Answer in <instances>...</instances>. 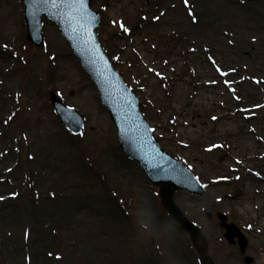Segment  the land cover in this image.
Here are the masks:
<instances>
[{"label":"rangeland","instance_id":"rangeland-1","mask_svg":"<svg viewBox=\"0 0 264 264\" xmlns=\"http://www.w3.org/2000/svg\"><path fill=\"white\" fill-rule=\"evenodd\" d=\"M166 4L181 13L162 17L165 12L161 7ZM173 4L178 6L173 8ZM3 5H11L16 21L11 24L14 41L8 44V62L0 65V78L6 70L15 74V92L10 82L14 101L9 112L15 120L14 132L24 131L12 144L0 135V196L4 197L0 199V264H264L260 199L244 202L252 209L245 207L248 219L244 215L238 218L232 206H217L213 201L214 196L223 195L233 199L244 192L239 187L246 182L252 183L246 184L252 190L254 182H261L256 175L264 179V166L254 157L230 169L233 161L224 159V153L245 156L249 151L233 149L226 129L221 130L218 120H213L228 105L244 129L251 126L264 138V128H258L264 120V0H187L184 7L180 0H91L92 9L101 14L96 29L99 43L137 95L153 136L203 186L199 196L176 191L173 200L185 217L200 225L206 252L197 249L188 232L168 214L162 198L164 186L150 183L139 164L122 152L95 86L58 27L45 21L43 43L37 46L26 35L22 0H0V8ZM197 8V18H190ZM253 11L256 22L243 27L249 22L244 15ZM176 19L185 20L195 33H185L182 42L178 37L174 46L179 45L178 50L186 47L190 56L200 55L213 72L204 78L216 81L205 85L208 90H204L201 105L186 104L188 95L197 99V88L178 91L174 87L179 79L170 84L172 73L182 81L198 72L195 58L170 51L173 44L165 33L175 26L172 21ZM235 33L242 35L239 41ZM211 34H219L224 45H235L237 50L242 47L236 52L218 51L211 47ZM8 37L0 35V46L9 43ZM188 38L192 40L185 42ZM197 50L199 54H195ZM175 55L182 58L176 60ZM166 75L168 79L163 80ZM27 90L34 91L29 102ZM52 92L84 115L79 136L68 134L60 124L49 103ZM174 112L182 113L179 119L188 121L186 127L172 124ZM246 113L250 116L245 117ZM36 120H41L38 128ZM238 127L234 134H244ZM53 139L59 146L46 153ZM28 145H35L40 156L46 157V165H27ZM67 149L71 156L67 165L51 166L55 153ZM251 150L260 153L264 144ZM235 174L241 180H233ZM218 214H224L226 222L234 223L248 239L244 252L237 241L230 243L225 238ZM254 214L259 216L257 222L250 220Z\"/></svg>","mask_w":264,"mask_h":264},{"label":"water","instance_id":"water-1","mask_svg":"<svg viewBox=\"0 0 264 264\" xmlns=\"http://www.w3.org/2000/svg\"><path fill=\"white\" fill-rule=\"evenodd\" d=\"M24 3L27 36L30 41L36 45L41 43L42 15L59 25L64 40L68 42L81 66L91 77L98 90L100 101L115 123L118 142L123 152L139 161L143 172L151 182L167 185L166 193L163 195L164 198L166 197L164 205L181 227L190 233L197 247L205 249L206 241L199 227L182 214L171 198L176 189H187L195 193H200L201 189L190 172L152 140V132L139 113L138 99L130 89L126 88L97 42L93 30L98 24L99 15L89 9V0H84L82 10L79 6L70 5L56 9L51 5L34 3L33 0H24ZM49 99L66 128L73 134L80 133L83 125L82 115L75 109L63 105L53 93H50ZM220 218L223 221L222 226L227 228L226 238L229 242H233V237L237 236L241 251H244L247 239L232 224H226L223 215ZM246 260L250 262L249 258Z\"/></svg>","mask_w":264,"mask_h":264},{"label":"bare ground","instance_id":"bare-ground-1","mask_svg":"<svg viewBox=\"0 0 264 264\" xmlns=\"http://www.w3.org/2000/svg\"><path fill=\"white\" fill-rule=\"evenodd\" d=\"M165 1V0H164ZM199 1V0H198ZM181 2V7H184V4H185V0H180ZM11 6V5H10ZM10 6L8 5H3L2 8H0V35H6V36H9L8 37V41L9 43H6L4 41V44L0 46V57L3 59L2 61H0V65L3 66V63H6L8 62L9 60V57L6 56V54H9L10 56V53H11V50L9 49L8 47V44H10L11 42L14 41V35H13V29L11 28V24L14 23V21H16V17L13 13V8H11ZM178 5L176 4H173L172 7H176ZM171 9V6L170 4H166L164 6L161 7V10H164L165 14L162 15L165 16L167 13H176V14H180L181 13V10L178 8L176 9L175 11H172L170 10ZM169 12H168V11ZM162 12V13H164ZM199 12V9L197 8L196 11L195 10H192L190 12V18H197L196 13ZM248 20L249 22L244 25L243 27H246L248 24H251V23H254L256 22V18L254 17V11L253 13L251 14H245L244 15ZM157 20H161L160 18L157 19ZM181 20V21H180ZM177 20L176 19V22L172 21V23L175 25L173 28H170V30H168V32H166L165 34H170V37L172 38H168V41L172 42L173 45H171V53L173 54H186L185 57H188V58H195V64H196V67L198 68V72H196L197 75H200V76H203L199 79H202L199 81V79L197 78L196 74L194 75L195 77L192 78V79H189L191 78L192 76H190L188 79H184L181 81L180 77H176L174 75V73L170 74V78H171V82L170 84H175V81H177V79H179V81H177V84L174 88L177 87V90L178 91H182L184 88H187L189 89V87L193 88H197L198 89V92L197 93V99H195L194 95H188V101H187V105L190 107L192 104H202L205 100V95H206V91L204 90H208L205 87V85H213V84H216V81H209L207 79L204 78L205 74H208V75H211L213 74V72H210V68L209 66H207L203 60H200V55H193V56H190L188 54H191V53H188V50H186V47H180V49L178 50L179 48V45H175V43L173 42H176L177 43V38L180 37L179 41L182 42V40L184 39V36H185V33L187 32H191V33H195L194 30L195 28L192 27V26H189L188 24H186L185 20ZM168 22L167 23H170L171 21L170 20H167ZM170 21V22H169ZM163 26V25H162ZM161 26V27H162ZM159 28V27H158ZM12 32V33H11ZM243 31H241L240 33H242ZM210 33H213L210 32ZM240 33H235L234 36H236V40L239 41V37L238 36H242ZM167 34V35H168ZM245 34V32H244ZM222 36H230L229 33H222L220 34ZM219 34H211L210 38H211V47L212 48H215L217 49L218 51L220 50L221 52L224 50V51H230V52H236V51H240V48L242 46L239 45V50L235 49V45L233 47H231L230 45H224L222 43V38ZM242 38V37H240ZM221 39V40H220ZM230 39V37H229ZM228 39V40H229ZM192 39H185V42L186 41H191ZM236 41V42H237ZM169 42L167 43L169 45ZM195 46V45H194ZM187 51V52H185ZM190 51V50H189ZM188 53V54H187ZM195 54H199L198 50ZM176 56V60H177V57L178 58H182V56H178V55H175ZM172 59V58H171ZM4 61V62H3ZM208 64L210 65V67H213V69L215 71H217L219 73V71L216 69L215 66H213V63L208 59ZM193 64H194V61H191ZM4 67V66H3ZM215 67V68H214ZM4 70H6L4 68ZM6 73H4V76H2L1 74V82H0V135L1 134H4L5 136V140L7 141L8 144H12L15 140H17L18 138H20V136H22V133L24 130H19V133L16 134L14 132V128H15V120L14 118L12 117L13 115H11V112H9L10 108L12 107L13 105V101H14V92L16 90V88L13 87V81L15 82V74L13 73H10L8 74V71L6 70L5 71ZM220 74V73H219ZM168 76L166 75L164 77L163 80H167ZM4 78V79H3ZM8 79L10 81H8ZM3 80H5L3 82ZM209 81V82H208ZM10 82L12 84V88L14 90V92L12 91V89L10 88ZM250 92H253V91H250ZM26 96H27V101L29 102L30 101V98L33 96L34 94V91L31 90H27L26 91ZM191 94V93H190ZM24 96V95H23ZM200 99V100H199ZM211 106H214L215 108L218 106L217 103H214L213 101L211 102ZM220 106V105H219ZM221 107V106H220ZM254 108H259L258 105H255ZM253 108V109H254ZM220 109V108H219ZM222 114H217L215 115V117H213V120H218L217 122V125L219 126V128L222 130V129H226V134L229 135L230 137V146H232L233 149L237 150L238 152H242V153H245V151L248 149L249 151V154L248 155H245L246 158L244 159V154L242 156H236L234 155L233 153L231 152H226L224 153V159L225 158H230L231 161H233L232 165L230 166V169L232 170H235L237 169L238 167H235L237 164V166H239L240 164H244L246 159H252V157L256 158L260 165L264 166V151L260 152V153H255L253 152L251 149L253 148H258L259 144H264V138L262 137L263 134L261 133H257L256 131H253L252 127L251 126H245V129H244V124L241 123V121H237L235 118H234V110H231L230 107L228 105H226V107L222 108L221 110ZM263 114H264V111H262ZM252 113V112H251ZM172 116H173V120H172V124L174 126H177L178 128L180 127H186V125L188 124V121L184 120V119H179V115H182V113L180 112H174V113H171ZM247 115H245V117H249L250 114L249 113H246ZM253 114V113H252ZM221 118V119H220ZM262 120V119H261ZM41 120H36L35 123H34V126H36V128H38V124L40 123ZM182 125V126H181ZM238 126H240L242 129H243V132L244 134H240V135H235L234 134V130L235 128H239ZM249 127V128H247ZM258 128H260L259 130H262L264 128V120H262L261 122H259L258 124ZM21 129V128H20ZM184 131L186 130L185 128H182ZM235 135V136H234ZM229 141V140H228ZM55 146H59L58 144V140L56 139H53V142L50 143V144H47L46 146V153H51L54 149H55ZM229 146V145H228ZM56 157H54V160L53 159V164L51 166L57 168L59 167L60 168V165H67L68 163V160L70 159L71 156H69L68 154H70V149H67V152H63L61 153L60 155H57V153H55ZM41 155V152L38 151V149H36V146H32V145H28L27 147V165L30 166L31 164H47L45 159L46 157H42L40 156ZM66 157V159L64 158ZM245 160V161H243ZM60 164V165H59ZM27 166V167H28ZM35 174V173H34ZM33 174V176H34ZM36 179H40L39 177L37 176H34ZM247 178V177H246ZM256 178L257 180L261 181V182H254V185L252 186V190H248L250 189V187H248V185L252 184L251 182H246V184H243L242 187H239V188H243L244 189V192L243 193H238L236 194L235 196H233V199L231 200H227L224 198V196L226 195H223V196H214L213 198V201L214 203L217 205V206H221L223 203H226L228 206H232L235 211L237 212V217L240 218L244 215V217L247 218V212L246 211V208L245 207H249L246 203H244L247 199H251L253 197H258V201L260 199L261 203H259V206L261 207V209L263 208V215H264V179L262 176L260 175H256ZM233 180H235L236 182L241 180V177L240 175H236L233 177ZM247 181V180H246ZM36 182H32V185H35ZM31 185L30 188L33 189V186ZM257 192V194H256ZM256 194V195H255ZM224 201V202H223ZM256 207V206H255ZM254 207V208H255ZM250 208V207H249ZM250 210H252L250 208ZM249 213V212H248ZM259 216H262V213L259 215ZM257 214H254L252 215V217L254 218H249L250 220H252L253 222H257L258 220V217H259ZM80 217V216H79ZM103 218V216H102ZM263 219H261L260 223L262 222L264 224V216L262 217ZM248 219V218H247ZM83 220V219H82ZM47 227V226H46Z\"/></svg>","mask_w":264,"mask_h":264},{"label":"snow or ice","instance_id":"snow-or-ice-1","mask_svg":"<svg viewBox=\"0 0 264 264\" xmlns=\"http://www.w3.org/2000/svg\"><path fill=\"white\" fill-rule=\"evenodd\" d=\"M33 2L37 4L51 5L56 9H59L65 5H70L72 7L79 6L80 10H82L84 4V0H33ZM185 3H187V0H185ZM0 199H4V197L0 196Z\"/></svg>","mask_w":264,"mask_h":264},{"label":"flooded vegetation","instance_id":"flooded-vegetation-1","mask_svg":"<svg viewBox=\"0 0 264 264\" xmlns=\"http://www.w3.org/2000/svg\"><path fill=\"white\" fill-rule=\"evenodd\" d=\"M261 5V4H260Z\"/></svg>","mask_w":264,"mask_h":264}]
</instances>
